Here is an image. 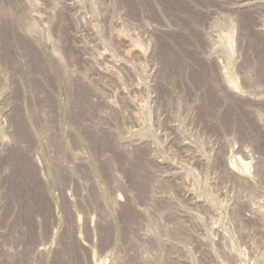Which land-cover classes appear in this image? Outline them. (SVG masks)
<instances>
[{
    "label": "rangeland",
    "instance_id": "rangeland-1",
    "mask_svg": "<svg viewBox=\"0 0 264 264\" xmlns=\"http://www.w3.org/2000/svg\"><path fill=\"white\" fill-rule=\"evenodd\" d=\"M57 263L264 264V0H0V264Z\"/></svg>",
    "mask_w": 264,
    "mask_h": 264
},
{
    "label": "bare ground",
    "instance_id": "bare-ground-1",
    "mask_svg": "<svg viewBox=\"0 0 264 264\" xmlns=\"http://www.w3.org/2000/svg\"><path fill=\"white\" fill-rule=\"evenodd\" d=\"M11 39H13V38H11ZM17 39H18V38H17ZM15 40H16V39H15ZM12 41H13V40H12ZM16 42H17V41H16ZM16 42H15V43H16ZM19 42H20V44H21V41H19ZM18 44H19V43H18ZM17 46H18V45H17ZM20 47H21V46H20ZM25 48H26V47H25ZM170 53H172V52L170 51ZM80 92H81V91H80ZM20 132H21V131H20ZM20 135H21V134H20ZM17 152H18V151H17ZM15 157H17V156H15ZM18 159H19V158H18ZM20 159H21V158H20ZM20 159H19V160H20ZM18 163H19V162H18ZM20 164H21V163H19V165H20ZM19 165H18V166H19ZM22 165H23V164H22ZM137 170H138V169H137ZM20 172H21V171H20ZM23 173H24V172H23ZM18 177H19V176H18ZM23 177H24V176H22V179H23ZM26 177H27V176H26ZM26 177H25V179H27ZM27 180H28V179H27ZM27 180H26V181H27ZM17 181H18V180H17ZM19 181H20V179H19ZM21 181H23V180H21ZM24 182H25V181H24ZM63 248H64V247H63ZM63 248H62V249H63ZM64 249H65V248H64ZM66 250H67V249H66ZM64 251H65V250H64ZM65 252H66V251H65ZM61 256H62V255H61ZM58 260H60V258H58ZM58 262H59V261H58ZM57 264H58V263H57Z\"/></svg>",
    "mask_w": 264,
    "mask_h": 264
}]
</instances>
